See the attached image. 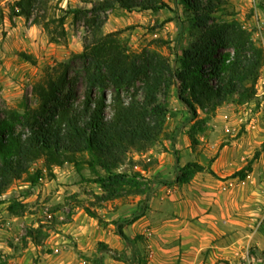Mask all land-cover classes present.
I'll return each instance as SVG.
<instances>
[{"label": "trees", "instance_id": "obj_1", "mask_svg": "<svg viewBox=\"0 0 264 264\" xmlns=\"http://www.w3.org/2000/svg\"><path fill=\"white\" fill-rule=\"evenodd\" d=\"M51 1L15 0L9 17H23L33 25H41L54 43L66 38L68 13L82 18L90 38L83 50L72 56L81 61L82 70L70 75L69 61L60 62L34 84V107L0 113V204L15 182L26 178L35 185L45 176L55 178L54 169L66 163L78 170L85 166L90 169L95 176L93 182L101 189L95 195L98 203L145 195L152 182L141 170H147L148 163L142 164L134 156L147 153L164 134L173 87H177L179 100L196 119L187 131L193 149L200 143L198 134L206 130L207 121L219 107L243 105L257 96L264 48L237 19L214 18L224 0H179L194 34L189 46L176 54V67L169 56L154 49L130 51L121 31L102 30L107 12L116 6L157 13L168 8L165 1L99 0L90 8L68 7L63 15L48 16L53 8ZM22 56L34 63L30 55ZM80 78L84 91L78 101L76 86ZM109 90L112 93L108 100ZM198 109L204 117H199ZM262 145L264 148V142ZM258 158L256 151L230 177L245 180ZM39 161L41 166L31 170ZM125 166L129 169H123ZM206 169L216 176L197 161L187 162L178 169L173 183L187 184ZM20 207L12 203L8 210L19 215ZM85 211L103 222L88 207ZM48 236L42 225L30 227L23 242L25 246L28 242L41 245Z\"/></svg>", "mask_w": 264, "mask_h": 264}, {"label": "rangeland", "instance_id": "obj_2", "mask_svg": "<svg viewBox=\"0 0 264 264\" xmlns=\"http://www.w3.org/2000/svg\"><path fill=\"white\" fill-rule=\"evenodd\" d=\"M14 1L0 0V113L8 109L24 111L26 107H34L37 103L33 95L34 84L43 80L47 72L60 62L69 61L70 75L81 72V61L72 56L80 53L90 38L89 28L83 19L68 13L64 24L66 38L58 43L50 42L41 25H33L23 17L10 19V6ZM97 1L99 0H52L53 8L48 16L63 15L68 7L90 8ZM163 1L168 4V8L157 13L138 9L128 11L116 6L107 12L102 30L104 33L119 30L130 51L154 49L169 56L176 67V54H181L189 46L194 31L185 19L179 0ZM224 1L223 8L214 14V18L217 21L237 19L251 32L256 44L264 48V0ZM161 40L168 44H162L159 42ZM23 53L30 55L34 63L26 60ZM76 91L79 101L84 91L81 78ZM111 93V90L107 92L108 100ZM169 110L167 127L159 141L144 155L134 156L142 164L148 163V168L154 164V153L168 150L180 128L187 126L189 129L196 120L179 100L177 87L172 88ZM109 113L110 110L107 109V114ZM198 113L199 117L205 116L200 109ZM218 113L220 118L238 114L246 117V120L230 125L226 132L227 124L224 120L209 125ZM251 121L253 124L248 128L247 123ZM198 137L200 143L194 149V155L198 157L205 152L207 162H215V169L219 174L214 177L219 179H233L230 175L246 165L255 152L259 151V158L254 161L252 171L243 183L235 180L226 182L229 194L223 197L221 207L218 206V211L226 214L227 222L222 221L226 229L218 232L220 236L214 240L215 246L202 251L204 264H264V67L257 83L256 98L243 105L230 103L219 107L207 121L206 130L199 133ZM233 142H243L240 151L227 152V147H233ZM150 151L153 153L150 154ZM40 166L39 161L31 170ZM123 169L129 167L125 166ZM54 170L55 178L45 176L35 185H30L23 178L2 196L0 261L6 264H38L41 262L39 251L44 253L46 249L38 248L31 242L25 246L23 238L29 228L42 225L50 237L54 232H60V225L72 223L82 227V233L86 236L85 246L91 251L90 256L87 252L82 254L80 260L88 259L90 264H95L96 224L107 226L112 223L118 231L133 224L146 210V205H143L140 214L135 208L122 213L121 209L125 206L134 207L140 202L138 196L96 202L95 195L100 194L101 189L93 182L95 176L86 166L78 170L74 165L66 163ZM148 179L151 181V178ZM12 203L23 206L18 209L19 215L8 210ZM85 207L96 212L103 222L90 217ZM116 213L122 214L116 216ZM148 230L149 228L145 232L149 233ZM61 234L70 236L66 232ZM143 237L138 256L132 249L129 255L117 252L115 257L124 261L132 259L135 264H146L148 236ZM137 239L138 236L128 241L134 246Z\"/></svg>", "mask_w": 264, "mask_h": 264}, {"label": "crops", "instance_id": "obj_3", "mask_svg": "<svg viewBox=\"0 0 264 264\" xmlns=\"http://www.w3.org/2000/svg\"><path fill=\"white\" fill-rule=\"evenodd\" d=\"M220 117L218 113L209 125L224 120L227 124L226 132L230 125L246 120V117L238 114ZM252 124V121L247 123V127ZM187 129V126L180 128L169 149L154 153V164L147 170H141L147 178H151L149 192L138 196L140 202L134 207L125 206L121 209L123 213L135 208L140 214L141 207L146 205L144 213L133 224L118 231L112 223L107 226L96 224V264L132 263V259L119 260L115 255L117 252L124 253L123 250L130 244L128 239L137 236L134 246L131 245L136 256L139 255L143 236H148L146 264H204L202 251L215 246L213 242L220 236L218 232L226 229L222 225V221L227 222L226 214L218 211L223 197L229 194L226 182L235 180L243 183L245 180L215 178L206 169L198 172L187 184H174L178 169L190 161H197L219 174L215 162H207L205 152L198 157L194 155ZM232 144L233 147H227V152L240 151L243 142ZM147 226L149 233L145 232ZM58 229L60 232H54L44 244L35 245L46 249L44 253L39 251L41 262L38 264H90L88 259L80 260L82 254H91L85 246L86 236L82 233V227L65 223ZM63 232L70 236H63Z\"/></svg>", "mask_w": 264, "mask_h": 264}, {"label": "built area", "instance_id": "obj_4", "mask_svg": "<svg viewBox=\"0 0 264 264\" xmlns=\"http://www.w3.org/2000/svg\"><path fill=\"white\" fill-rule=\"evenodd\" d=\"M132 251V246L131 244H128L127 247L123 250L124 253L129 254Z\"/></svg>", "mask_w": 264, "mask_h": 264}]
</instances>
